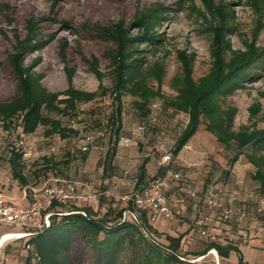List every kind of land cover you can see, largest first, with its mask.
Masks as SVG:
<instances>
[{"label":"rangeland","instance_id":"374dc122","mask_svg":"<svg viewBox=\"0 0 264 264\" xmlns=\"http://www.w3.org/2000/svg\"><path fill=\"white\" fill-rule=\"evenodd\" d=\"M216 3H230L235 10L234 32L228 35L233 49H246L253 41L254 31L259 29L257 46H264V13L262 25L254 8L248 0H214ZM161 4L170 11L159 27L164 45L155 51L153 58L164 61L166 76L161 86L150 81L159 97L151 103V114L142 117L134 105V97H123V130L113 158L111 174L104 175L103 160L110 145L113 131L109 117L116 105L111 94L113 76L108 52L113 44L102 41L96 33L98 26L111 25L119 19L126 23L134 16L151 6ZM205 15H204V14ZM38 21V36L45 40L44 47L35 53H27L26 64L36 58L40 63L34 70L43 73L42 84L50 91H63L69 86L67 67H75L73 85L86 91H96L102 84L108 88L107 94L99 95L95 100L81 103L76 117L51 113L66 127L79 131L76 135L63 138L58 134L46 136L45 127L36 132L25 134V146L30 155L23 156L22 172L27 182L22 183L13 176L10 163L11 146L19 137L20 128L5 130L0 124V193L11 199L16 205L30 199L31 188H41L59 179L74 183L93 180L99 192L110 190L115 194H125L135 189L138 167L148 157V178L155 176L160 168L161 154L171 156L173 145L188 122V114L175 112L166 105V99L174 97L177 91L172 81L181 71L179 51L195 55L193 79L198 81L207 75L212 67V37L206 30L214 23L202 0H0V101L9 100L17 95L18 86L8 61L9 53L14 51L17 39H23L28 32L30 19ZM257 24L259 26H257ZM65 47V58L62 46ZM98 59V66L104 74L100 80L90 68L89 61ZM224 109L236 108L233 129L239 131L243 126L249 130L264 127V70L255 81L246 83V87L227 97L222 103ZM203 135V136H202ZM203 137V138H202ZM196 139L199 143H196ZM195 142V143H194ZM173 157L171 167L182 171L183 186L196 190L195 203L201 205L204 193L220 192L226 208L232 207L237 213L231 223L236 236L261 233L264 238V191L260 183L253 178L256 168L250 163L245 149L231 167L228 160L235 154V146L227 147L214 134L209 132L205 123L200 124L197 133ZM87 147V149H84ZM88 151L86 159L83 151ZM264 158V152L262 153ZM68 161V163L66 162ZM230 170L227 177L224 170ZM182 185V184H181ZM101 197L92 199L88 204L97 211L99 217L106 214L109 206L121 209V204ZM30 201V200H29ZM193 204L190 203V206ZM259 208L262 211L259 212ZM194 211V209H193ZM109 214L108 217H115ZM192 214H186L190 221ZM184 221V222H185ZM181 222V231L186 227ZM172 222L159 218L150 224L159 235H173ZM10 230L0 226V231ZM164 236V237H166ZM175 236V235H173ZM136 237L138 235L136 234ZM162 237V236H161ZM163 238V237H162ZM260 238V237H258ZM21 239H17L22 245ZM207 243L205 242V245ZM264 244V240H263ZM24 246V244H23ZM89 250V249H88ZM90 251V250H89ZM180 253H188L181 245ZM192 258V257H188ZM89 255L85 264L89 263ZM122 263L128 261V253L122 256Z\"/></svg>","mask_w":264,"mask_h":264},{"label":"trees","instance_id":"16d2710c","mask_svg":"<svg viewBox=\"0 0 264 264\" xmlns=\"http://www.w3.org/2000/svg\"><path fill=\"white\" fill-rule=\"evenodd\" d=\"M202 1L214 22L208 24L206 28L212 37L213 62L209 73L195 81L193 79L195 55L179 51L182 71L172 81V87L177 94L166 99V105L177 113L188 114L189 118L173 145L172 159L180 154L197 133L200 124L205 123L207 130L214 134L218 141L227 147L235 146V154L228 160L231 167L244 154L245 149L251 150L246 157L256 168L253 178L260 183L264 191L262 157L264 127L249 130L243 126L239 131H235L233 125L236 108L222 107L227 97L245 88L246 83L255 81L260 77V71L264 70V46L256 45L260 27L254 31L253 41L246 45L245 50H235L228 39V35L235 30L233 22L236 19L231 4L216 3L214 0ZM248 1L254 8L261 26L264 0ZM169 13L165 6L157 4L139 11L129 23L119 19L111 25L98 26L95 29L99 39L114 46L108 55L113 76L111 94L116 108L108 121L113 133L103 160L105 176L112 173V161L122 136L123 97L125 95L134 97L135 107L145 118L151 114L153 99L160 95L152 88L150 81H156L161 86L166 76L164 61L153 58V55L164 45L165 39L162 38L159 27ZM38 21L34 18L29 20L26 36L17 39L14 51L8 55L18 92L13 98L0 101V124L8 131L12 128H22L25 134H32L43 126L46 136L58 134L67 138L78 134L79 131L64 126L60 119L50 114L76 117L79 104L93 101L101 94H107L108 88L102 84L96 91L76 88L73 85L75 67H67L69 86L58 92L48 90L42 84L44 74L34 70L40 63V58H36L31 64H26L24 60L27 53H35L45 45L43 37L38 36ZM65 47L62 46L63 58ZM89 64L94 74L102 80L104 74L99 69L98 59L94 57ZM11 154L13 176L26 183L21 164L22 150L13 149ZM82 156L86 159L88 151H83ZM149 161L150 159L146 157L139 165L135 189L144 188L152 178L165 171L164 167H160L157 174L149 179L147 169ZM223 174L228 177L230 170L225 169ZM106 198L101 196L100 202L104 203ZM112 205L102 217H99L97 211L89 204L73 205L70 209L62 210L67 212L63 214L56 213L58 208L55 206L50 226L29 240L41 256V264H85L88 255L90 259L88 264H193L180 259L183 234L167 235L162 238L143 215L145 227L153 235V239L146 238L138 226L130 221H123L121 211L115 213L116 208ZM114 213L115 217H108ZM206 243L201 255L212 248L223 247L239 252L231 244L207 241ZM127 253L128 261L122 263V256Z\"/></svg>","mask_w":264,"mask_h":264},{"label":"built area","instance_id":"2783aa9c","mask_svg":"<svg viewBox=\"0 0 264 264\" xmlns=\"http://www.w3.org/2000/svg\"><path fill=\"white\" fill-rule=\"evenodd\" d=\"M184 147L188 148L187 144ZM13 149H21L23 156L31 153L25 146V133L22 128L19 137L11 146V150ZM172 160L169 153L161 154L159 165L164 167L165 171L152 178L144 188L133 189L125 194H115L110 190L98 192L93 180L78 184L66 179L56 180L41 188H31L29 205L25 207L16 205L0 193V226L16 230L1 235L0 243L2 240L5 243L10 239H25L27 264H41V256L29 240L50 226L54 207L58 208L56 213L63 214L67 212L62 210L70 209L73 205L88 204L92 199L101 196L121 204V219L132 222L140 228L146 238L153 239L152 233L145 227L143 215L149 224L162 217L177 223L184 222L191 200L198 196L196 190L183 186V173L172 169ZM201 199V205L196 206L190 218L191 228L201 238L209 243L236 246L250 242L251 235L236 236L231 220L237 213L232 207L224 206L220 192L204 193ZM258 210L261 212L262 208ZM202 257L188 258L180 255L181 260L192 263Z\"/></svg>","mask_w":264,"mask_h":264},{"label":"crops","instance_id":"0c3cea01","mask_svg":"<svg viewBox=\"0 0 264 264\" xmlns=\"http://www.w3.org/2000/svg\"><path fill=\"white\" fill-rule=\"evenodd\" d=\"M199 140L201 139H196L195 142L199 143ZM29 200H27L26 202L23 201L21 202V204L19 203V205H21V207L28 206ZM191 203L193 205L189 206L188 214H192L194 212L193 209H195L198 205V203H195V200H191ZM171 222L173 223L172 226L175 230L173 235H184L182 245L184 246V251L188 252L186 256L192 258L203 256L201 260L199 259L193 262V264H264V238L260 232L257 234H252V239L248 244L240 246L233 245L239 250V252L223 247L221 249L213 248L214 251L210 252L208 250L205 254L201 255V251L204 249L206 241L191 228V220L182 223L185 224L186 227L184 229H181L179 233L177 231L179 230L181 223H177L175 221ZM15 231L16 230L12 228H10V230L0 231V237L5 233ZM157 232L159 234L164 233L158 230ZM161 236L165 238L164 236L166 235L163 234ZM20 241H22V245L16 239H10L5 243L4 240L1 241L0 264H27V251L25 249L26 240L21 239ZM240 257L242 258L241 261Z\"/></svg>","mask_w":264,"mask_h":264},{"label":"bare ground","instance_id":"6f19581e","mask_svg":"<svg viewBox=\"0 0 264 264\" xmlns=\"http://www.w3.org/2000/svg\"><path fill=\"white\" fill-rule=\"evenodd\" d=\"M9 237V236H8ZM215 253V252H214ZM201 260V259H200Z\"/></svg>","mask_w":264,"mask_h":264}]
</instances>
